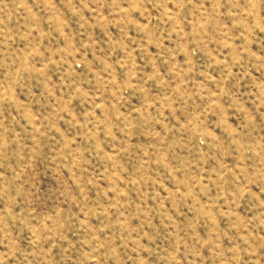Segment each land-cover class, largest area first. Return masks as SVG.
<instances>
[{"label":"rangeland","instance_id":"1","mask_svg":"<svg viewBox=\"0 0 264 264\" xmlns=\"http://www.w3.org/2000/svg\"><path fill=\"white\" fill-rule=\"evenodd\" d=\"M0 264H264V0H0Z\"/></svg>","mask_w":264,"mask_h":264}]
</instances>
